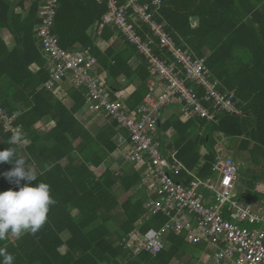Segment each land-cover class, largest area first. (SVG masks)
Listing matches in <instances>:
<instances>
[{"label": "trees", "instance_id": "1", "mask_svg": "<svg viewBox=\"0 0 264 264\" xmlns=\"http://www.w3.org/2000/svg\"><path fill=\"white\" fill-rule=\"evenodd\" d=\"M0 0V105L10 115L18 114L16 125L28 142L26 147L9 143L11 135L0 126V151L16 147L28 167L36 173L35 185H50L56 203L50 206L47 222L35 234L21 238L9 235L0 241L15 259L14 264H194L200 252L207 253L206 244L191 245L185 235L170 232L166 248L152 257L137 255L118 243L138 228L142 234L159 231L168 218L156 214L149 220L145 203L148 194L139 188L142 170L129 168L112 171L108 166L97 177L91 167L101 166L116 151L115 137L126 135L118 131L107 118L103 128L91 133L77 121L75 115L83 109L87 90L70 88L67 96L73 102L67 108L44 85L49 80L48 57L43 52L36 29L40 25L38 9L41 0ZM120 4L124 0H118ZM147 3L148 0H140ZM154 20L164 25L175 44L194 57H207L211 76L220 82L222 94L234 93L238 114H220L215 121L200 119L182 121L176 115L159 117L158 137L165 150H176L177 158L200 178L214 177L217 163L215 147L222 138L229 152L248 155L250 163H264V0H161L158 10L151 8ZM106 5L96 0H58L53 34L64 50L91 49L98 65L106 74L111 94L133 86V92L123 101L127 110L136 109L146 96L147 81L152 77L146 60L125 41L114 49L101 51L94 45L88 30L100 21ZM194 22L196 25H194ZM143 39L151 36L148 25L135 21ZM4 32L11 35L14 46L9 48ZM121 36L113 27L100 34L103 41ZM154 54L170 61L165 49L156 43ZM137 58L139 66L129 62ZM121 79L124 80L121 83ZM173 106H171L172 108ZM104 115V114H103ZM54 123L41 132L38 124ZM170 142L166 145L165 137ZM76 142H79L75 145ZM206 154L202 155L201 150ZM66 161V164H62ZM78 161V163H77ZM14 165L0 164V192L19 188L3 173ZM239 171V170H238ZM181 178L186 179L184 175ZM178 180V179H176ZM27 181H21L20 186ZM185 184L188 181L184 182ZM135 190L120 203L116 190ZM120 209V210H119ZM69 234L64 241L62 235ZM63 250V251H62ZM205 256V255H204Z\"/></svg>", "mask_w": 264, "mask_h": 264}, {"label": "built area", "instance_id": "2", "mask_svg": "<svg viewBox=\"0 0 264 264\" xmlns=\"http://www.w3.org/2000/svg\"><path fill=\"white\" fill-rule=\"evenodd\" d=\"M96 1L106 5V12L94 32L115 28L146 60L151 72L148 92L136 109L127 110L120 97L111 94L89 48L69 51L60 47L52 32L58 0H41L36 38L49 60L45 87L70 78L87 90L85 105L89 111L103 113L116 123L118 131L126 132L127 136L118 134L114 141L117 150H125L126 161L142 170L139 188L148 194L144 219L156 214L168 218L159 231L142 234L136 228L118 245L134 255L145 252L155 257L165 250L166 238L173 232L184 234L191 245L206 244L208 252L203 257L210 258L212 264H264V213L234 196L239 171L233 159L216 149V174L202 179L178 160L176 150L162 152L157 133L159 117L171 106L179 109L181 120L212 122L223 113L238 114L234 93L222 94L220 82L206 66L207 57H194L177 46L164 25L154 20L151 8L158 10L161 0H124L122 4L118 0ZM135 21L148 25L152 37L143 39ZM156 43L166 50L170 61L154 54ZM17 118L18 114L10 115L0 105V126L5 132H20Z\"/></svg>", "mask_w": 264, "mask_h": 264}, {"label": "crops", "instance_id": "3", "mask_svg": "<svg viewBox=\"0 0 264 264\" xmlns=\"http://www.w3.org/2000/svg\"><path fill=\"white\" fill-rule=\"evenodd\" d=\"M11 1H13V0H11ZM29 6H30V0H26L25 1V8H28ZM194 25H196L195 22H194ZM87 33H88V35L92 34V38L94 40V45L97 48H99L101 51L106 50L108 47H112L114 49H117V48L121 47L123 42H124L123 37L118 36V35L113 36L109 41H103L100 38L101 33L97 34L94 32V27H93V29L90 28ZM3 36H4V40L6 41L8 47L12 48L14 46V43H13V39H12L11 35L7 32H4ZM90 52H91V49H90ZM129 65L132 69H136L139 66V60L137 58H133L129 62ZM97 66H98L97 72L99 74H101V77L104 78V80L106 82L107 80H106L105 72L98 65V63H97ZM47 67H48V71H49V60H48ZM120 81H121V83H123V79H121ZM106 85H107V83H106ZM44 87H45V85H44ZM72 87L77 88L78 86L75 85V83L73 82L72 79L66 78L62 83L53 86L50 90L53 91L54 95L59 100H61L62 103L67 108H70V107H72L73 102L67 96V92ZM133 90H134L133 86H127L124 90H121L116 94L120 97V99L123 103V101L133 92ZM170 115H176V116L180 117L179 115H181V113H180L178 108L168 107L166 113H163L162 116L165 119L166 117H169ZM75 118L77 119V121L79 123H81L92 134L95 133L96 129L103 128L105 126V124L108 123V120L106 119V116L103 115V113H91L89 111V108L86 105H84L83 109L80 110L75 115ZM187 120H188V118H186L182 121L185 122ZM53 126H54V123L46 122L44 124H38L37 128L39 130L41 128H43L44 131H41V132H45V131L50 130ZM170 136H171V134L168 133V135L165 137L167 144L170 142V139H169ZM78 143L79 142H76L75 145H77ZM27 145H28L27 141H25L22 144L23 147H26ZM228 145H229L228 140L222 138L220 145L215 147V151H216V149L221 150L223 148H227ZM124 151H125L124 149L117 150L113 154H111L110 157L107 160H105V162L101 166L91 167L94 174L97 177L101 176L108 166H110V169L112 171H116V170L123 171L124 169L127 170L129 168H133L132 165L128 161H126V152H124ZM201 154L205 155L206 150L202 149ZM228 156L231 157L233 159V161L237 164L238 170H239L238 181H237L235 189H234V196L238 200H240L244 203L250 204L253 207L257 208L260 212L264 213V163L260 166H254L252 163H250L249 156L247 154L241 155L239 153L237 154L234 151H233V153L229 152ZM77 163H78V161H77ZM62 164L63 165L66 164V161H63ZM240 167L241 168L244 167L245 171L241 172ZM134 168L138 169L137 167H134ZM132 191L135 192V190H132ZM129 193H125V194H129ZM62 238L64 241H66L69 238V234L64 233L62 235ZM207 250H208V248H207ZM205 254H206L205 252H200V254L198 255L199 259L200 258L202 259ZM202 263L212 264L211 260L209 262V259L206 260V258H204Z\"/></svg>", "mask_w": 264, "mask_h": 264}, {"label": "clouds", "instance_id": "4", "mask_svg": "<svg viewBox=\"0 0 264 264\" xmlns=\"http://www.w3.org/2000/svg\"><path fill=\"white\" fill-rule=\"evenodd\" d=\"M25 137L14 132L9 138L12 145H22ZM12 164L13 169L3 173L9 182L15 183L18 191L0 192V241L9 235L21 238L26 233L35 235L47 222L50 206L56 203L51 195L50 185L37 180L35 171L28 167L23 155L16 147L0 151V164ZM21 181H27L24 186ZM15 257L5 248H0V264H14Z\"/></svg>", "mask_w": 264, "mask_h": 264}, {"label": "rangeland", "instance_id": "5", "mask_svg": "<svg viewBox=\"0 0 264 264\" xmlns=\"http://www.w3.org/2000/svg\"><path fill=\"white\" fill-rule=\"evenodd\" d=\"M40 131H44V129L43 128H41L40 129ZM116 151H117V149H116ZM240 171L241 172H244L245 170H244V167H240ZM117 192H116V195H117V197L119 198V200H120V203H123L128 197H130V196H132V194L134 193V191H132V192H130L129 194H125L121 189H117L116 190ZM127 195V196H126ZM120 210V209H119ZM63 251V250H62ZM206 252H208V250L206 251ZM207 259H209V262H210V258H206V260ZM174 264H176V263H174ZM194 264H205V263H202V262H199V261H194Z\"/></svg>", "mask_w": 264, "mask_h": 264}]
</instances>
